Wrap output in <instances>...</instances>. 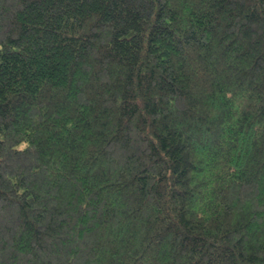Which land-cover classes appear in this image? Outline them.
I'll return each mask as SVG.
<instances>
[{"label": "trees", "instance_id": "obj_1", "mask_svg": "<svg viewBox=\"0 0 264 264\" xmlns=\"http://www.w3.org/2000/svg\"><path fill=\"white\" fill-rule=\"evenodd\" d=\"M0 264H264V0H0Z\"/></svg>", "mask_w": 264, "mask_h": 264}]
</instances>
